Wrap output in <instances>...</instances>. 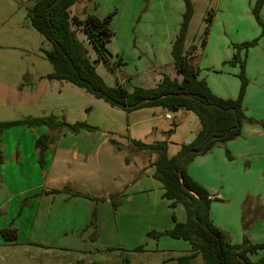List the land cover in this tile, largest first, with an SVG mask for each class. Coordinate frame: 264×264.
<instances>
[{"label":"crops","instance_id":"0c3cea01","mask_svg":"<svg viewBox=\"0 0 264 264\" xmlns=\"http://www.w3.org/2000/svg\"><path fill=\"white\" fill-rule=\"evenodd\" d=\"M257 2L219 0L206 42L201 49L190 46L189 53L200 70V78L208 83L217 97L237 100L242 80L240 65L232 64L237 53L235 46L259 39L256 46L243 50L240 58L245 63L248 82L243 98L246 116L264 123V5L260 11L263 26H260L253 15ZM94 10L92 0H83L70 12L80 19L87 15L99 17ZM84 37L87 39L85 34ZM171 52L170 48L169 54ZM155 61V67L148 65L141 85L128 87V82L116 80L112 86H122L132 93L135 88L156 87L165 76L172 80L180 79L174 59L164 61L156 55ZM127 114L134 121L128 125L130 131L135 127H140L142 131L140 135H134V140L145 144L168 142L169 157H174L182 145L193 143L200 129L199 120H194L193 113L187 111L174 114L162 108H144ZM172 121L175 129L167 124ZM33 130L32 134L27 131L18 133L13 145L1 141L4 163L0 166V188L4 199L0 200V214L6 220L9 214L17 218L15 227L19 240L21 232L18 224L25 217L32 222V241L28 244L47 249L78 250L73 249L75 244H87L85 235H90L88 229H92L90 223L94 211L97 212L98 230L103 213L108 219L114 215L115 219L133 220L152 212V206L165 203L164 188L154 179L151 167L157 158L156 153L141 151L131 141L117 136L98 138V145L90 147L85 141L91 139V132L85 130L74 136L65 131L58 134V130L50 131L47 127ZM47 133L54 141L46 151L42 164L36 140ZM176 135L180 137L174 141ZM112 139L122 146L121 150L110 143ZM172 147L176 149L172 150ZM187 173L218 200L212 204L211 220L228 234L233 244L240 245L245 238L253 244H264V218L260 215L255 218L252 214L264 207V129L260 125L245 123L238 139L199 155L188 166ZM66 189L82 195L77 197ZM14 198L18 199L14 201ZM166 203L170 208L171 202ZM101 207L105 209L102 215ZM245 213L248 220L244 221ZM172 222L159 231L173 229L176 223L173 217ZM80 230L83 231L80 238L66 243L69 232ZM39 231H43L44 237H36L35 233ZM148 234L147 230L144 234L146 238ZM260 257H264V251L255 258Z\"/></svg>","mask_w":264,"mask_h":264},{"label":"rangeland","instance_id":"374dc122","mask_svg":"<svg viewBox=\"0 0 264 264\" xmlns=\"http://www.w3.org/2000/svg\"><path fill=\"white\" fill-rule=\"evenodd\" d=\"M192 3L194 13L186 34L185 53H189L190 46L202 48L207 19L216 12L219 0H192ZM92 4L94 13L100 19L114 13L111 25L115 36L108 44L110 64L107 66L102 61L95 64L99 57L94 47L83 32L74 26L72 31L88 51L97 73L108 85H115L116 80H120L128 82V87H136L141 85L148 65L155 67L156 55L164 61L173 59L174 42L180 34L186 13L184 0H92ZM32 5L31 0H0V122L55 116L69 124L82 122L92 127L91 139L85 141L90 147H96L98 138L103 136L134 140V135H140L142 131L140 127L130 131L128 125L134 121L125 111L96 99L68 82L47 79L54 68L45 51H50L52 44L31 25L28 11ZM170 48L172 52L169 54ZM191 116L198 122L195 115ZM167 124L175 129L174 121ZM26 131L31 132L29 134L35 132L32 128L16 126L2 134L1 141L13 145L18 139L17 134ZM63 131L76 135L65 128L57 133ZM179 137L176 135L174 141ZM107 162L113 165L111 161ZM1 189L0 200L4 199ZM104 210L101 207V215ZM112 216V219H108L106 213L101 218L99 216L97 230V212L94 211L90 223L92 229H88L90 235H85L87 244H75L73 249L78 250L47 249L28 244L32 241V222L23 217L18 224L20 240L18 238L15 244H5L0 234V264H179V258L190 253L188 242L169 237L156 241L144 235L147 230L150 233L165 229L167 224L173 223V216L185 223L187 215L181 206L171 210L165 201L162 206H152V212L138 219L121 220ZM16 219L9 214L6 220L0 214V229L10 226L16 229ZM243 219H247L246 213ZM81 233L83 235L81 230L69 232L66 243L80 238ZM35 235L44 237L43 231ZM139 247L143 250L137 252ZM193 264L203 263L199 258Z\"/></svg>","mask_w":264,"mask_h":264},{"label":"trees","instance_id":"16d2710c","mask_svg":"<svg viewBox=\"0 0 264 264\" xmlns=\"http://www.w3.org/2000/svg\"><path fill=\"white\" fill-rule=\"evenodd\" d=\"M31 1L33 5L28 11L31 25L52 44V49L45 51L46 58L54 68V71L47 76L48 80L68 82L84 89L96 99L103 100L127 113L144 108H162L174 114L187 111L193 113L200 122V129L194 142L182 145L174 157L168 155V142L145 144L137 140L131 141L137 149L157 154L151 167L154 169V179L164 188L163 199L171 202L172 209L182 206L187 215L185 223L178 222L173 216L176 222L173 229L163 232L152 231L148 237L153 240L169 237L188 242L190 253L179 258V264H193L199 258L203 264H264V257L255 258L264 251V244H253L245 238L242 244L235 245L225 231L213 224L210 216L211 207L218 200L212 198L210 193L187 173L188 166L199 156L198 151L204 148V154H206L217 146L238 139L245 123L260 125L264 129V123L246 116L243 98L248 82L245 78V63L240 58V53L256 46L259 39L235 46L237 53L232 64L240 65L242 80L239 98L224 100L217 97L208 83L200 78V70L190 59V53L184 52L186 34L194 13L192 0H184L186 13L172 52L180 79L172 80L165 76L163 81L154 88H135L130 93L122 86H109L97 73L95 66L100 61L107 66L110 64L107 46L115 36L111 25L114 13L104 19L96 15H87L86 18L80 19L72 16L70 9L83 0ZM263 5L264 0H258L253 9V15L260 26H263L260 18ZM212 18L213 15L207 19L203 43L207 40ZM72 26L79 28L94 47L99 57L95 64L89 59L88 51L76 38ZM16 126L32 129L47 127L50 131L65 128L72 134H78L82 130H93L86 123L69 124L55 116L0 122V166L4 163L1 135ZM53 141L50 133L36 140V148L40 151L42 164L44 155ZM110 143L121 150L122 146L115 140H110ZM66 191L71 192L70 189ZM71 193L76 196L82 195ZM114 206L117 207V204L114 203ZM252 214L255 218L259 215L264 218V207L255 210ZM251 222L246 223V226ZM0 234L6 243L15 244L18 241V232L12 227L3 229ZM142 250V248L136 249L137 252Z\"/></svg>","mask_w":264,"mask_h":264},{"label":"water","instance_id":"95a60500","mask_svg":"<svg viewBox=\"0 0 264 264\" xmlns=\"http://www.w3.org/2000/svg\"><path fill=\"white\" fill-rule=\"evenodd\" d=\"M204 152H205V149L203 148V149H201L200 151H198V154H199V155H202V154H204Z\"/></svg>","mask_w":264,"mask_h":264},{"label":"built area","instance_id":"2783aa9c","mask_svg":"<svg viewBox=\"0 0 264 264\" xmlns=\"http://www.w3.org/2000/svg\"><path fill=\"white\" fill-rule=\"evenodd\" d=\"M167 118H170V116H168Z\"/></svg>","mask_w":264,"mask_h":264}]
</instances>
